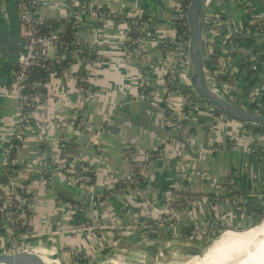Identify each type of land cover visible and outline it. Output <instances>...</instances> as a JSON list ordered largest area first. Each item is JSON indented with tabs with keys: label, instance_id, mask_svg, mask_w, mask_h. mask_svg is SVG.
Instances as JSON below:
<instances>
[{
	"label": "crops",
	"instance_id": "obj_1",
	"mask_svg": "<svg viewBox=\"0 0 264 264\" xmlns=\"http://www.w3.org/2000/svg\"><path fill=\"white\" fill-rule=\"evenodd\" d=\"M43 1L48 4L42 10L45 20L70 18L68 0ZM90 1L99 11L150 18V33L158 41L175 38L183 0ZM224 1L217 7L227 11L223 28L209 42L218 53L215 66L221 76L231 78L229 87L239 96L236 101L255 110L264 107V72L253 73L243 62L256 44L233 34L236 27L264 18V0H245L239 5ZM125 32L124 22L97 12L83 17L77 34L87 43H97L99 57L88 68L93 102L85 107L75 84L56 78L49 89L51 99L34 114L33 123L22 135L17 130L20 111L14 87L24 47L18 0H0V183L5 153L20 135L14 162L39 199L32 209V248L64 258V249L70 246L78 252L71 259L76 262L84 257V264H187L200 258L209 228L215 229L220 221L244 226L254 221L247 214L237 217L238 204L264 207V157L251 151L255 145L264 146V138L254 128L216 113L204 100L194 99L195 107L190 108L178 93L168 98L166 73L178 62L176 57L149 40L142 56L128 54L123 44ZM190 75L191 70L189 75L188 70H180L179 84L188 88ZM142 79L151 93L148 97L141 95ZM132 100L149 102L150 107L129 113ZM78 114L87 118L85 129L76 128ZM172 117L181 120L182 129ZM63 138L76 142L82 160L94 168L96 179L91 188L70 184L58 169ZM127 146L139 153L162 151L164 156L148 164L137 186L126 185L113 192L130 171L124 155ZM209 148L213 152L201 155ZM66 189L72 190L73 199L64 195V201L88 209L71 213L66 205L57 203L59 192L64 194ZM177 190L208 196L209 201L184 203L168 222L157 223L153 207L164 208ZM85 220L103 227L87 230L95 233L73 231ZM193 228L199 234L191 239L186 232ZM68 232L73 233L66 235Z\"/></svg>",
	"mask_w": 264,
	"mask_h": 264
},
{
	"label": "built area",
	"instance_id": "obj_2",
	"mask_svg": "<svg viewBox=\"0 0 264 264\" xmlns=\"http://www.w3.org/2000/svg\"><path fill=\"white\" fill-rule=\"evenodd\" d=\"M186 1L191 2V0ZM222 2L225 1L207 0L204 68L209 88L220 97L240 105L236 101L239 97L238 94L230 89L229 82L219 79L221 73L217 70V67L212 61L213 57L218 59V53L215 48L212 49L214 46L209 42L215 39L220 33L223 28L224 19L227 16V11L222 7L218 9L219 6L223 4ZM241 2H245V0H232L233 5H239ZM228 3L230 4L229 1ZM47 6V2L43 0H18L19 19L24 47L23 52L20 54L17 61L14 87L20 111L17 130L22 135L27 131L29 125L33 123L34 114L51 99L49 89L53 83L52 80L62 78L67 84L74 83L78 97L85 107L89 106L94 99L93 92L88 84V68L91 64H94V62H91L87 57H82L80 53H83L85 47L98 53L96 46L97 43H87L79 38L77 33L72 39H70L67 37V31L63 25L54 28L52 25L47 24V20L42 16V10ZM67 8L70 12V18L65 21L75 20L78 24L77 28L80 27L83 17L96 12L102 17H108L104 11H96L90 0H68ZM249 8L250 4L248 3L246 9L249 10ZM136 18L139 20H136ZM185 18L187 19V11L181 9L178 16V22ZM124 24L126 25V32L124 34L123 44L127 53L138 57L142 56L145 52V44L147 43V40L151 42L155 41L150 33L151 27L153 26L152 20L148 17H134L124 21ZM252 26L257 27L255 33L251 30ZM132 33H136L137 35L134 36ZM245 36L247 38H254L256 44L254 47L255 51H252L251 55L245 59V66L253 73L264 72V46L260 45L264 44V18L256 19L253 22H250L247 26L236 27L233 37L243 38ZM256 40H261V43L257 44ZM154 43L158 46L164 45L165 47L169 44H174V48L163 50L164 53L171 52L178 61V64L176 63L175 65H172L166 73L165 91L167 97L173 98L177 95L176 93H178V97L187 100L190 108L195 107L194 99L200 98L195 95L192 88L191 75L190 77L188 76V88L181 86L177 79V73L180 70L183 72L188 70V75L190 74L191 66L188 44L177 42L175 38L158 40ZM210 45L212 47H210ZM68 59L72 60V62L68 64V68H64L60 65L65 63ZM58 66L61 67L60 70H56V67ZM80 69L84 70L87 76L79 77L77 72ZM40 72H44L47 77L44 79L38 78V73ZM181 75H183L182 72ZM182 77L183 76H181V78ZM142 80L140 88L143 89V93L141 95L148 97L151 93L145 89L146 80ZM251 100L253 99L251 98ZM211 108L217 113L214 107L211 106ZM248 110L264 115L263 106H256L255 110ZM168 115L171 117L170 114ZM172 119L178 129L183 128V123L180 119H177L176 117H172ZM75 125L78 130L85 129L87 127L86 116L78 114V117L75 120ZM259 133L260 136L264 138V132ZM19 136L20 135H18L17 138H19ZM69 141L71 140L67 138L61 139L60 146L66 147V144ZM12 147L13 146H9L5 153L1 173L2 178L6 177V179H4L5 181H2L1 178L0 183V229L11 242L15 241L16 243H19L24 242L25 240L28 241L32 238L33 232L32 228H30V224L32 222V209L37 194L31 183L25 179L24 171L22 169L12 168L15 164L10 156V149H12ZM60 149V162L58 165L60 172L70 184L79 185L83 189L91 188L95 180H93L89 174L90 172H95V170L83 165L80 166V170L78 169V164L84 162L81 157V152H79V154H73L72 152L62 153V148ZM213 150L214 148L203 150L201 155L206 154L207 152H213ZM251 151L264 157L263 145H255L252 147ZM124 155L129 160L131 166L129 173L122 179V182L125 185L134 187L137 186L136 182L139 181L138 177L141 175V172L153 160L162 159L164 152L155 151L139 153L137 150L127 146L124 150ZM134 168L139 169V172H135ZM50 183L54 185L52 180H50ZM218 187L221 186L218 185ZM202 200L209 201V197L177 190L171 197L169 207L165 209L166 211H164L163 215H159L156 222L164 224L170 220V215L177 208L182 207L184 203L201 202ZM57 203L66 205V207L71 210V213L84 211L83 205H74L60 198H57ZM236 211L243 216L246 215V209L242 207V204L238 205ZM27 212L30 213V216H28L29 214L27 215ZM254 215L253 217H255ZM77 231L78 230L75 232ZM81 231L82 230H80V232ZM198 234L199 230L193 228L189 237L194 239ZM30 249L38 250L37 248L31 247H28L26 250ZM5 251L6 250H3L0 253L7 254Z\"/></svg>",
	"mask_w": 264,
	"mask_h": 264
},
{
	"label": "water",
	"instance_id": "obj_3",
	"mask_svg": "<svg viewBox=\"0 0 264 264\" xmlns=\"http://www.w3.org/2000/svg\"><path fill=\"white\" fill-rule=\"evenodd\" d=\"M207 0H191L187 10L189 31L183 36V43L188 44L191 66V84L195 95L214 107L220 114L229 119L264 128V115L255 113L215 94L208 86L204 59L206 35ZM150 107V103L143 100H132L129 103V113H138V109ZM125 115L129 116V113ZM62 191V186H58ZM72 190L66 189L64 195L73 199ZM95 233L96 230L84 231ZM73 232H68L69 235ZM80 233V232H78ZM57 237H59L57 235ZM26 250L17 253H0V264H32L26 255ZM61 263V262H60Z\"/></svg>",
	"mask_w": 264,
	"mask_h": 264
},
{
	"label": "trees",
	"instance_id": "obj_4",
	"mask_svg": "<svg viewBox=\"0 0 264 264\" xmlns=\"http://www.w3.org/2000/svg\"><path fill=\"white\" fill-rule=\"evenodd\" d=\"M189 4H190L189 1L183 0L182 1V6H181L182 9L185 10V11H187ZM96 11H98V10H96ZM104 12L107 14V16L109 18L114 19V20H119L121 22L127 21L129 19V18H126V17L121 16V15L113 14V13L108 12V11H104ZM136 20H139V19L136 18ZM47 24L52 25L54 28H57L58 26L63 25L64 28L67 31L66 35L70 39H72V37L77 33V29H78L77 28L78 27V24L75 22V20H70V21L60 20L59 22H57V21H47ZM251 30H252L253 33H255V31L257 30V27L256 26H252L251 27ZM188 31H189V25H188L187 19L185 18L184 20L178 22V24L176 25V36H175V40L177 42H183V36ZM132 34L134 36L137 35L136 33H132ZM242 39H245L246 42H248L249 44H253L254 43V38H247L245 36ZM260 45H263L264 46V44H260ZM159 48H161L162 50H169V49L174 48V44L173 45L172 44H169L167 47H165L164 45H159ZM253 51H255V48H253ZM80 55L82 57H87L91 62H96L98 60V58H99L98 57V53L96 51H92L88 47H85V49L83 50V53H80ZM212 61H213L214 64H217L218 63V59L216 57H213L212 58ZM71 62H72V60L68 59L65 63H62L60 65L63 66L64 68H68V66H69L68 64H70ZM243 65H245V62H243ZM60 68L61 67L58 66V67H56V70H60ZM77 75L79 77L87 76L86 75V72L84 70H82V69L78 70ZM46 77H47V75L44 72L38 73V78L44 79ZM219 79L220 80H227L231 84L233 83L232 80H231V78L228 75L220 76ZM145 89H148V88L145 87ZM193 98H196V97H193ZM217 113L219 114L218 111H217ZM243 124L246 125L247 127H254V129L257 132H264V128H262V127H258V126H254L252 124H246V123H243ZM20 145H21L20 140L15 139L13 141V144H12L13 147H12V149H10L11 160H13V161L15 160V155H16L17 149L20 147ZM61 148H62V151H63L62 153H64V152H72L73 154H79V152H80L79 145L76 142H74L73 140L69 141L66 144V147H61ZM82 165L83 166H87V167H89V168H91V169L94 170V168L91 165H89V164H87L85 162H80L78 164V169L79 170H80V166H82ZM12 168L20 169L19 166H17L16 164H14L12 166ZM134 171L135 172H139V169L134 168ZM89 175L92 177L93 180L96 179V173L95 172H90ZM138 178L140 180V175H139ZM4 179H6V177L5 178H2V181H5ZM125 186L126 185L123 182H121L116 187V190H111V191L117 192V191L123 189ZM59 193H60L61 199L67 200V198L64 196V194L62 192H59ZM0 206H1V202H0ZM242 207L246 209V214L249 215V216H253L255 214L254 215L255 217L256 216L257 217H260V215H262L263 212H264V209L261 208L260 206H257V205L242 204ZM235 213L239 215V212L236 211ZM27 215L30 216V213L27 212ZM222 227H223V229L227 228L224 225L218 223L217 224V227H215L216 230L213 227L212 228H209V230H207V232L205 233L204 236L207 239H209V238L212 239L213 237L216 236V233H217L218 229H222ZM191 231H192L191 229H188V231L186 232V235H190ZM79 258H80V255H79ZM83 258L76 260V262H78L79 264L86 263V261ZM75 259H77V258H75Z\"/></svg>",
	"mask_w": 264,
	"mask_h": 264
},
{
	"label": "bare ground",
	"instance_id": "obj_5",
	"mask_svg": "<svg viewBox=\"0 0 264 264\" xmlns=\"http://www.w3.org/2000/svg\"><path fill=\"white\" fill-rule=\"evenodd\" d=\"M26 252L32 264H60L49 251L30 249ZM194 264H264V222L247 232H226Z\"/></svg>",
	"mask_w": 264,
	"mask_h": 264
},
{
	"label": "rangeland",
	"instance_id": "obj_6",
	"mask_svg": "<svg viewBox=\"0 0 264 264\" xmlns=\"http://www.w3.org/2000/svg\"><path fill=\"white\" fill-rule=\"evenodd\" d=\"M125 177H126V175H125ZM125 177H123V178H125ZM119 182H120V180H119ZM137 185H138V183H137ZM38 200L39 199H38V194H37L36 195L35 203ZM170 200H169V202L167 203V205L164 208L153 207V213H154V216H155V219H154L155 221H157L158 218H159V215H163L164 211H166L165 209L169 207V204L171 202ZM238 205H240V204H238ZM238 205H237L236 208H238ZM84 209H88V208L87 207H84ZM67 211H68V209H67ZM235 211H236V209H235ZM173 214H175V212H173L170 215V219H171V217H173ZM232 215L235 216L233 213L231 214V216ZM237 217L239 218L240 216L238 215ZM231 221L232 220H230V221H223L225 223H223V222L220 221V224L224 225L227 228L223 229V227H222V229H218V231L216 233V236L213 237L212 239L209 238L210 241L208 240L207 245L205 246V248H203V250L201 252V255L199 256L200 258L201 257H204L205 254L209 251V249L214 245V243L217 240H219L226 232L232 231V232H236V233H243V232L250 231L251 229L256 228V227L260 226L261 224H263V222H264V212H263L262 215H260V217H257L256 216L254 218V221L251 224H249V225H247V224L245 226L244 225H241V224L234 225L233 222H231ZM95 223H97V224H95ZM95 223H93V221L91 222L90 220L89 221L88 220H85L84 221V224H82L83 226H74L73 231H76V230L80 231V230H82L80 232V233H82L86 229L87 230H90V229H92L94 227H97V228L100 229V228L103 227L102 224H98L97 221H95ZM30 228H31V224H30ZM33 237H34V234L32 235V238L30 240H28V241L25 240L24 242L16 243L15 241H12L11 242L4 234H0V252H2L3 250H6L5 252H7V253H17V252H21L23 250H26L28 247H31L34 244ZM64 252H65L64 253V258H60L59 257V254L58 255L54 254V255H56V258L58 257L57 259L61 262L60 264H78V263L74 262L71 259V257H73L72 256V253H78L77 251L72 250V247L69 246V247H67V249H64ZM197 259L198 258H196L195 260L193 259L191 262L189 261V263H187V264H194V261H197ZM94 264H100V263H94Z\"/></svg>",
	"mask_w": 264,
	"mask_h": 264
}]
</instances>
